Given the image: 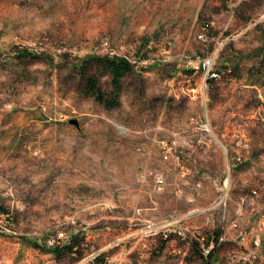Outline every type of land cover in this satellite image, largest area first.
I'll return each mask as SVG.
<instances>
[{"label":"rangeland","instance_id":"374dc122","mask_svg":"<svg viewBox=\"0 0 264 264\" xmlns=\"http://www.w3.org/2000/svg\"><path fill=\"white\" fill-rule=\"evenodd\" d=\"M114 54L137 64L123 79L120 107L108 110L85 93V74L109 92V74L88 59ZM209 57L220 76L207 82ZM211 131L247 145L233 194L256 195L264 182V0H0V205L9 212L0 217V263L89 264L105 224L89 226L75 212L134 191L121 185L130 178L120 172L121 151L160 147L168 160ZM137 174L140 182L159 176ZM228 183L223 177L219 195ZM58 230L78 233L77 253L47 246ZM189 246L188 264L202 258ZM28 251L39 256L25 262ZM247 254L264 264L262 251Z\"/></svg>","mask_w":264,"mask_h":264},{"label":"crops","instance_id":"0c3cea01","mask_svg":"<svg viewBox=\"0 0 264 264\" xmlns=\"http://www.w3.org/2000/svg\"><path fill=\"white\" fill-rule=\"evenodd\" d=\"M185 68L193 66L186 64ZM198 138L199 144L180 143L168 160L160 147L138 153L121 151L120 172L128 171L130 177L121 185L134 191L128 196L98 200L75 212L89 226L105 224L97 233L100 244L91 253H102L108 264H188L184 257L192 243L202 258L190 264H260L248 262L247 253L254 248L264 253V182L258 179L256 195L247 191L233 194L234 185L241 183L234 174L243 163L247 145L241 138L224 140L214 131L200 133ZM139 169L155 170L164 183L157 184L155 179L140 182ZM223 177L228 179L229 188L219 195ZM138 193L144 195V217L136 213L137 207L142 212ZM140 218L145 221L134 223ZM123 220L128 221V229H121ZM150 225L169 232V238L153 232ZM158 240L162 246L156 248ZM77 249L73 247L72 251L77 253ZM206 249L211 252L204 257ZM36 255L39 252L28 251L23 260L28 262Z\"/></svg>","mask_w":264,"mask_h":264},{"label":"trees","instance_id":"16d2710c","mask_svg":"<svg viewBox=\"0 0 264 264\" xmlns=\"http://www.w3.org/2000/svg\"><path fill=\"white\" fill-rule=\"evenodd\" d=\"M21 56H29L32 55V52L30 50H24L23 52L19 53ZM35 57H38V55H32ZM141 60V57L139 58ZM93 62H97L100 65L104 67V69L107 71L111 78V90L107 92L104 90L101 85L99 79L94 75H86L85 74V84H84V91L88 95H92L95 97L98 103L102 104L106 109L113 110L121 105V92L123 88V79L125 76L133 72V70L136 67L137 61H132L127 56L123 55H110V56H98L93 55L88 59ZM188 70H192L191 68H187ZM195 70V69H194ZM216 71L219 73V70L216 69ZM220 75V73H219ZM208 81L215 80L214 77H208ZM9 216V212L7 209H5L3 206L0 205V216ZM74 242V240H73ZM209 243H206V246H208ZM74 246L72 243L64 245L61 249L68 248L72 249ZM59 248H56L57 250ZM102 253L100 256H98L95 260L96 264H98V261L101 260Z\"/></svg>","mask_w":264,"mask_h":264},{"label":"built area","instance_id":"2783aa9c","mask_svg":"<svg viewBox=\"0 0 264 264\" xmlns=\"http://www.w3.org/2000/svg\"><path fill=\"white\" fill-rule=\"evenodd\" d=\"M203 69L205 70V78L207 79L209 76L210 77H214L217 78L219 77V73L216 71V63H215V59L213 57H209L207 59H205L202 63ZM198 68V67H195ZM157 184H162L164 183L163 178L158 177L156 179ZM2 217V216H0ZM149 229H151L153 232L157 233V234H161L163 236L164 239L169 238V232H163L161 230H156V226L155 225H150ZM78 233L77 232H73V233H67L64 232L62 230H58L57 233L55 234V236L53 238H50L47 241V246L50 248H58V247H63L64 245L73 243V240L77 237ZM182 236H185L184 233L181 234ZM210 249H206L205 251H203L204 257H207L210 254ZM101 253L99 252H93L89 255V261L93 262L94 264H96L95 260L98 256H100ZM98 264H108V262L101 257V260L98 261Z\"/></svg>","mask_w":264,"mask_h":264}]
</instances>
